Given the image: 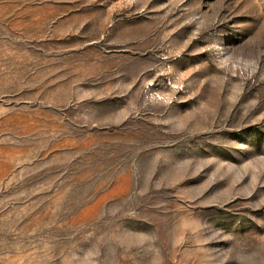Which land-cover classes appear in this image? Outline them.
<instances>
[{
	"label": "rangeland",
	"instance_id": "1",
	"mask_svg": "<svg viewBox=\"0 0 264 264\" xmlns=\"http://www.w3.org/2000/svg\"><path fill=\"white\" fill-rule=\"evenodd\" d=\"M0 264H264V0H0Z\"/></svg>",
	"mask_w": 264,
	"mask_h": 264
}]
</instances>
